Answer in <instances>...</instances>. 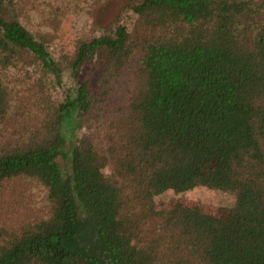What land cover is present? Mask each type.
<instances>
[{
  "label": "trees",
  "instance_id": "16d2710c",
  "mask_svg": "<svg viewBox=\"0 0 264 264\" xmlns=\"http://www.w3.org/2000/svg\"><path fill=\"white\" fill-rule=\"evenodd\" d=\"M123 10L132 31L117 17L60 65L0 0V188L32 180L48 202L1 230L0 264H264V0ZM21 63L37 67L28 91L1 76ZM199 186L236 204L155 205Z\"/></svg>",
  "mask_w": 264,
  "mask_h": 264
},
{
  "label": "rangeland",
  "instance_id": "374dc122",
  "mask_svg": "<svg viewBox=\"0 0 264 264\" xmlns=\"http://www.w3.org/2000/svg\"><path fill=\"white\" fill-rule=\"evenodd\" d=\"M4 1L8 17L20 21L32 33L46 37L49 53L60 65L76 39L107 33L101 27L109 26L117 17L127 32L132 31L137 19L133 12L123 10L127 0ZM117 28L109 36H115ZM37 72L36 65L21 63L2 69L1 76L11 83L13 89L28 91ZM65 83L72 85L68 74ZM51 92L60 99L63 89L54 88ZM104 173L110 174L111 167L108 166ZM235 204L233 193L202 186L183 193L169 190L155 197L158 209L177 205L210 215L226 212ZM47 206L46 190L35 181L16 179L4 183L0 188V233L1 230L18 232L24 224L40 217Z\"/></svg>",
  "mask_w": 264,
  "mask_h": 264
}]
</instances>
